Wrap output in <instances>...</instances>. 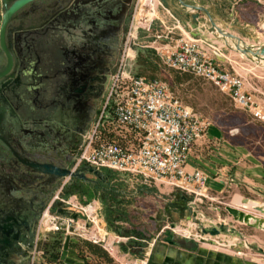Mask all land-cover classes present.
<instances>
[{"label":"rangeland","instance_id":"obj_1","mask_svg":"<svg viewBox=\"0 0 264 264\" xmlns=\"http://www.w3.org/2000/svg\"><path fill=\"white\" fill-rule=\"evenodd\" d=\"M136 1H133L129 9V17L123 34L114 40L116 43L115 60L110 70L104 71L107 73V81L103 95L109 76L117 69L123 50L131 44V48L134 50V56L129 61L132 71L164 81L182 104L191 108L200 119L209 122L208 126L219 127L223 134L233 141L244 143L255 153H263L264 119L254 116L251 111L243 108L227 92L220 90L207 78L189 71H180L164 63L163 54L165 50L156 49V47L163 46L164 39H166L163 36L156 37V34L161 33L160 28H162L161 22L156 17H161V8L163 7L158 5L159 0L156 2L159 6L156 9L154 8V0H151V4L147 3V8H145L150 14L148 16L153 17L150 28L139 27L137 37L132 41L128 39L129 24L133 17ZM207 1L208 3L214 1L220 6L227 4V7L235 2L233 11H235L234 14L238 15L243 0ZM252 5L251 8L254 11L255 4ZM222 7L224 8V6ZM147 12L145 14L139 13L141 19L145 17ZM226 12L228 9L221 11V13L217 12L216 9V14L220 17L223 28L233 33L227 26V21L223 22L222 16L225 17ZM248 19L259 21L257 29L259 37L256 38L257 45L255 44L256 40L252 38H250L251 40L245 38V43L249 41L252 42V45L264 46V19H258L252 13ZM209 34L211 37L210 40L206 41L205 46L214 50L215 55H219H217L216 60L220 66L240 74L243 78L246 77V86L264 112V64L262 60L253 59L235 47L234 44L223 41L222 37L211 32ZM75 154L72 155L69 164L63 165L65 169L72 170L74 168ZM88 167L85 164H80L74 168L75 170H83L87 180L67 174L52 173L41 182L52 186V190L56 189L54 193L51 192L46 195L33 193L32 198L41 200L38 215L34 221L38 252L34 262H31L30 251L34 244L29 247L24 244V250H29L25 264H61L60 254L66 234H69L70 239L73 238L83 253L89 256V264H95L98 253H102V257H107V259L115 257L120 260L126 259L123 252L120 251L118 256L114 253L111 255L99 242H92L87 234H70L64 228L48 230L45 227L50 219L47 212L49 210L59 215L76 216V210L62 208L59 206L60 201L56 198V195L67 197L72 194H75L84 203L92 200L98 201L100 207L97 222L100 221L101 224H99L103 231L107 232L106 238L110 236L114 238L118 231L120 234L129 235V239L125 241L114 242L115 249H126L122 245L127 241L129 242L128 246L135 243L136 246L133 249L142 251L138 258H147L146 264H194L193 254L208 259H216V261L220 260L224 264H264V203H259L254 208L239 207L237 204L230 203L233 196L238 193L231 189L218 196L211 195L202 189L200 192H203L204 195H200L175 185L157 182L161 188L159 190L155 187L156 182H145L139 174L103 168L102 170L106 171L108 175L106 187H113L115 190L114 198L118 199V201L110 199L104 204L103 200L109 194L106 188L97 185L99 177L89 171ZM45 175L47 176V174ZM6 182L5 180L0 182L1 194L7 190ZM70 183L72 191L67 192L65 186ZM243 196L252 198V200L264 201L263 198L257 196ZM59 208L62 210L59 211ZM120 212L123 215L120 216ZM80 217L85 218L84 215H80ZM220 225H223L225 229H220L216 233L203 230V228L210 227L219 229ZM177 226H182L180 231H177ZM166 230L172 231L175 244L166 241ZM37 255L38 257H36Z\"/></svg>","mask_w":264,"mask_h":264},{"label":"built area","instance_id":"obj_2","mask_svg":"<svg viewBox=\"0 0 264 264\" xmlns=\"http://www.w3.org/2000/svg\"><path fill=\"white\" fill-rule=\"evenodd\" d=\"M140 1H136L129 24L128 39L131 41L137 37L139 27L149 29L153 20L151 17L144 24L135 22L134 16ZM159 4L163 5L160 0ZM172 31L173 28H169L165 37L171 40ZM162 36V33L156 34V37ZM173 41L174 49L156 47L165 50L163 61L167 66L207 78L254 116L264 119V112L256 103L244 78L220 66L216 60L218 54L215 55L214 50L205 46L207 42L203 38L179 35ZM131 46L129 44L123 50L117 69L109 76L97 114L83 134L74 168L85 164L100 170L105 168L130 172L141 175L145 182H164L204 195L200 190H206L205 174L200 169L186 171L185 162L188 152L196 140L202 137L209 122L200 119L191 108L182 104L164 81L132 71L129 61L134 56V50ZM56 198L60 201L59 206L76 210L77 213L76 216L59 215L47 209L50 219L45 227L48 230L64 228L70 234H87L92 242H99L111 255H114V242L129 239V235L118 231L112 243L107 244L96 235H90L91 228L99 220L98 201L84 203L75 194L67 197L56 195ZM88 208L93 211L90 212ZM79 212L85 218L80 217ZM104 235H107L106 231ZM36 240L37 237L30 251L31 262H34L38 252ZM146 260L124 258L120 262L146 264Z\"/></svg>","mask_w":264,"mask_h":264},{"label":"crops","instance_id":"obj_3","mask_svg":"<svg viewBox=\"0 0 264 264\" xmlns=\"http://www.w3.org/2000/svg\"><path fill=\"white\" fill-rule=\"evenodd\" d=\"M133 1L34 0L31 7L33 6L37 10H35L32 15L33 19L29 22L35 23L36 27L24 34L22 40L23 64L25 67L22 76H24L25 83L20 85L18 90H15L12 100L23 109L32 111L36 107L34 105L37 102L36 91L39 88L36 78L41 72L47 70L48 67L46 66H64L65 54H73L77 66H86L88 54L79 50L80 46L76 40L90 36L100 41L116 32H120L126 22ZM185 1L190 4L201 3L206 6L215 22L218 25L221 24V27H223L222 21L216 14V9L220 13L228 9L225 17L222 16L223 22L227 21V26L234 34L238 35L243 41L245 38L256 40L259 37L257 31L259 21H252L248 18L252 13L258 19H264V0H243L238 15L234 14L235 11H233L235 2L228 5V7L227 4H223V8L220 4H215L214 1H210V3L207 0ZM151 2V0H143L139 13L145 14L147 3L151 4ZM156 2L157 0H154L155 9L161 6L160 4L157 6ZM252 4H255V12L251 8ZM162 6L161 17H156L161 22L162 28L160 30L163 37L166 38L163 47L174 49L173 39L179 35L200 37L205 41L210 40L209 32L201 26L192 24L187 19L188 14L182 16L173 13L165 5ZM3 11L4 0H0V23ZM201 14L203 13L201 12ZM146 15L150 14L147 12ZM169 28H173L171 40L165 37ZM73 43L76 44L75 49ZM248 44H252V42L248 41ZM255 44H257V40ZM92 61L90 66H102L101 61L97 60L96 57ZM6 62V56L0 50V70L5 67ZM244 80L246 82L245 76ZM1 102L3 101L1 100ZM195 169H200L205 174L206 191L211 195L218 196L231 189L238 193L233 196L230 203L237 204L239 207L254 208L259 203H264V201L252 200V198L243 196H257L264 199V152L255 153L244 143L233 141L223 134L219 127L208 126L202 137L196 140L188 152L185 170L191 172ZM36 171L51 175V173L38 169ZM155 185L156 188L161 189L157 182ZM7 237L4 235L5 241L0 246L3 262L7 260H13L14 264L26 262L27 251L29 250H24L23 245L21 252H18V249L12 246L13 242H9V237ZM128 243L127 241L122 245L126 249L121 248L118 251L123 252L126 259L138 258L142 251L133 249L136 246L135 243L129 246ZM89 253L91 254V252ZM100 254H97L98 259L95 264H121L116 258L107 259V257H102V253ZM133 256L135 257L132 258ZM192 256L194 264H224L220 260L208 259L201 255L193 254ZM88 258L89 256L86 253L84 254L76 241L71 238L67 253L64 259L60 260V263L89 264Z\"/></svg>","mask_w":264,"mask_h":264},{"label":"flooded vegetation","instance_id":"obj_4","mask_svg":"<svg viewBox=\"0 0 264 264\" xmlns=\"http://www.w3.org/2000/svg\"><path fill=\"white\" fill-rule=\"evenodd\" d=\"M126 22L120 32L103 40L90 36L76 40L79 50L88 54L86 66H77L73 54H65L64 66H46L47 70L36 78L39 88L36 107L32 111L16 104L13 96L8 98L14 108L15 119L9 127L10 135H5L8 143L0 140V182L7 181L6 192H0V234L3 230L10 234L13 228L17 237L8 236L9 242H13L12 246L18 252L24 244L32 245L35 239L34 221L41 200L32 198L33 193L46 195L56 190L41 182L48 175L36 171L21 159L61 168L71 162L83 134L97 114L107 81L105 72L110 70L115 60L114 40L123 34ZM72 45L75 49L76 44ZM95 57L102 66H90ZM22 74L16 84L17 90L25 83ZM83 85V90L79 91ZM4 241L5 238L0 237V246ZM1 256L0 264H14L13 260L3 262Z\"/></svg>","mask_w":264,"mask_h":264},{"label":"water","instance_id":"obj_5","mask_svg":"<svg viewBox=\"0 0 264 264\" xmlns=\"http://www.w3.org/2000/svg\"><path fill=\"white\" fill-rule=\"evenodd\" d=\"M34 0H4V11L2 12V18L0 23V50L4 52L6 56V65L0 70V140L3 143L7 144V138L5 135H10L9 127L12 126L11 123L15 119V111L12 105L9 102L8 98L14 95L16 90V84L20 82V73L24 72L23 64V46L22 40L23 35L31 31L36 27V24L31 21L32 15L35 12L31 3ZM166 7H168L173 13L181 14L185 16L188 14L187 19L194 24L195 26H201L218 37L220 35H225L234 41V46L239 48L246 55L250 56L253 59H261L264 61V46H255L249 47L246 43L236 34L225 30L223 27L218 25L214 18L212 17L209 9L201 3H187L185 0H160ZM201 12L203 14H201ZM223 38V37H222ZM240 41L244 42V45H240ZM18 69V70H17ZM17 74L15 75V72ZM83 87L78 88L79 91L83 90ZM1 100L3 102H1ZM30 166H33L35 169L41 170L46 173H55L57 175H69L72 177L86 179L85 173L83 170H71L65 168H58L52 164L48 163H36L30 162L26 159H21ZM88 170L96 174L99 178L105 179L104 171L100 169H95L88 167ZM62 208H59L61 211ZM173 225V223H172ZM2 227V226H0ZM11 228V227H10ZM4 229V226H3ZM225 229L223 225L219 226V229L216 227L203 228L204 231L208 230L210 233H216L219 230ZM14 238L17 234L13 228H11ZM4 231V230H3ZM1 231L0 237L4 238V235L9 236ZM15 233V234H14ZM165 233L166 241L169 243L175 244L176 241L173 240V233L171 230H166ZM8 238V237H7ZM10 240V238H8ZM70 235L66 234L60 258L64 259L67 249L69 246Z\"/></svg>","mask_w":264,"mask_h":264},{"label":"bare ground","instance_id":"obj_6","mask_svg":"<svg viewBox=\"0 0 264 264\" xmlns=\"http://www.w3.org/2000/svg\"><path fill=\"white\" fill-rule=\"evenodd\" d=\"M140 8H141V1H140V3H139V5H138V7H137V9H136V12H135V16H134V18H135V22L136 23H138V24H140V23H142V24H144L146 21H147V19H150L151 17H149L148 15H145L146 16V19H145V17H143L142 19H141V17H140V14H139V12H140ZM151 12H152V10H150ZM220 36H222L223 37V41H225L226 43H231V44H234V41L232 40V39H230L229 37H227V36H225V35H220ZM264 37V36H263ZM264 40V39H263ZM262 40V41H263ZM230 41H232V42H230ZM239 43H241L242 45H244V42H239ZM262 43V42H261ZM240 44V45H241ZM247 46H249V47H254L252 44H246ZM257 45V44H256ZM261 46V45H260ZM261 60V59H260ZM262 62H263V64H264V61L262 60ZM89 209V208H88ZM91 210H93L92 208L91 209H89V211H91ZM48 212V211H47ZM97 222V221H96ZM99 223H100V221H99ZM98 222L94 225L95 227H93V228H91V231H90V235H96L97 237H99L100 238V240H103L105 243H107V244H109V243H112V241H113V236H110V237H108V238H106V235H104V231H103V229H102V226L99 224ZM96 226H99V228H96ZM180 227H182V226H177V231H180ZM6 233H8V232H6ZM9 234V233H8ZM113 253L115 254V255H117L118 256V252H117V250L115 249V247L113 248ZM120 256V255H119ZM142 264H143V262H142Z\"/></svg>","mask_w":264,"mask_h":264},{"label":"trees","instance_id":"obj_7","mask_svg":"<svg viewBox=\"0 0 264 264\" xmlns=\"http://www.w3.org/2000/svg\"><path fill=\"white\" fill-rule=\"evenodd\" d=\"M104 177H105V179L99 178V180L97 181V183H98L97 185H99L102 188H106V190H107V192L109 194L108 196L105 197V200H103V203L105 204V202L110 201V199L111 200L114 199L113 201H118V199L114 198L115 197V192H114L115 190L113 189V187H106V185L108 184V181H107L108 175H107L106 171H104ZM111 190H113V191H111ZM65 191H67V192L72 191L71 183L67 184L65 186ZM119 215L121 216V215H123V213H121ZM58 257H59V255H58Z\"/></svg>","mask_w":264,"mask_h":264}]
</instances>
